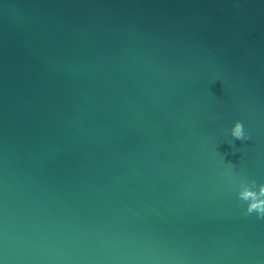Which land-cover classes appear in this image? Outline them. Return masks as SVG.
<instances>
[{"label": "water", "instance_id": "1", "mask_svg": "<svg viewBox=\"0 0 264 264\" xmlns=\"http://www.w3.org/2000/svg\"><path fill=\"white\" fill-rule=\"evenodd\" d=\"M0 264H264V0H0Z\"/></svg>", "mask_w": 264, "mask_h": 264}]
</instances>
